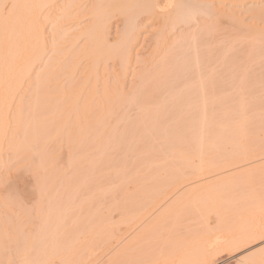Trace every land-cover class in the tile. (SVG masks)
I'll use <instances>...</instances> for the list:
<instances>
[{"label": "rangeland", "instance_id": "obj_1", "mask_svg": "<svg viewBox=\"0 0 264 264\" xmlns=\"http://www.w3.org/2000/svg\"><path fill=\"white\" fill-rule=\"evenodd\" d=\"M192 2L196 3L194 0ZM89 3L91 1L85 2L82 6L84 9L86 8L84 14L76 11L70 18H66L64 23L60 24L64 30H69L68 41L60 48L62 53L57 55V59L52 60L50 69H39L42 64L38 66V69L36 66L34 75L31 77L32 80L30 79V82L34 84L37 83L34 77L38 72L48 75V81L46 79L47 82L45 81L44 86L42 84L39 89L42 93L45 91L47 93H45L46 99L43 100L46 107H42V110L41 107H36L38 110L34 107L38 113L33 111L34 116L31 115L30 110L33 107L29 108V105L35 88L28 83L29 81L23 83L22 91L16 95L17 102L14 99L15 106L13 108L21 105L25 111L29 109L30 115L27 117L25 114L27 111H24V118L25 116L26 118L29 116L37 118L34 119L35 121H28L27 119L23 120L22 116L20 118L22 121L17 124L19 119L15 122L13 117L9 116L11 121L6 129V131L8 130L6 138L9 141L5 138L8 142L5 143L6 140H4L5 144H2L4 146L0 151V264H23L28 247H30L29 252L32 253L30 255H33L31 264L33 260V264H109L111 259L114 260L113 257L119 253L122 254L121 257L119 255L120 259L117 258L116 263L115 260L112 261L113 264H145V256L148 257V254L154 253L153 248L156 250L155 245L160 243L158 242L160 239L162 240L164 229L170 225L171 228L168 229L173 230L174 225L168 222L170 217L166 220L167 226L164 224L165 228L162 225L163 228L159 227L156 232L154 230L150 238L149 235L147 236L148 240L146 237V239L144 238L146 241L139 242V234L145 230V227L150 226L160 215L162 216L178 195L182 196L199 188H208L210 192L217 193L216 189L220 187H222L219 189L220 193L218 191L220 196H223V191L231 188L225 192L227 194L224 193L227 196V198L223 196V199H226L223 201L226 204L222 203L224 206L221 204L222 197L216 196L221 200V202L218 201L220 202L219 211L225 213L227 209L229 215L225 214L226 217L228 216L227 218L224 215V222L218 215L219 211L216 210L215 215V211L212 212L211 214L214 216L209 214L214 219L208 222V226L215 227L212 229H214L216 237L213 239L212 233L208 235L213 241L217 237L221 239V241L218 240L219 243L217 242L219 249L216 248L217 251H215V248L211 249L215 247V241L212 242L207 235V237H202V239H207V243L208 241L213 243L211 248H209L211 242L206 243V247H208L206 250L211 249L209 254L212 250L214 252V259L211 263L242 264L244 262L239 263L242 259H237L238 256H243V259L251 256L255 247L256 251L260 249V252H264V0L258 1L257 5L255 4L257 7L255 5V7H251V3H246L247 5L240 4L241 7L239 5L234 9L229 5L218 6L216 4L213 7V12L203 9L194 11L192 18L188 20L191 22L190 24L187 21L186 23L181 22L179 25V22L171 29V33L170 30L168 31L169 36L166 37L165 47L163 46L164 48L162 47L160 50L162 53L159 50L158 54L155 50L152 51L154 48L152 44L150 46L146 43L143 45V42L140 43V41L137 42V46L132 52L133 58L131 57L132 62L128 66L130 68L128 73L122 74L121 72L124 77L119 76L118 67L113 66V62H107L106 66L103 64L101 66L102 74L96 85L97 93L102 95L103 83L113 82L116 76L118 79L122 77L119 82H123L120 83L124 87L125 100L121 98V100H117L120 104L115 100L110 105L106 101L101 103L102 100H105L104 96L97 95L98 98L97 96L90 98L94 99L92 100L94 107L91 103H89L91 107L87 104V107H72L76 100L75 96L80 99L79 105L80 103L83 105L90 95V85L84 81L85 74H83V69L87 65L86 61L82 60L80 66L75 70H72V65L66 64L69 56L76 51L77 47L80 49L85 43L84 38L76 41L75 35L80 31H85L92 24L87 16L90 13L88 11L90 8H87ZM8 5L10 2L5 5L6 10L9 8ZM58 5L60 6L61 2ZM249 7L253 9V12L249 11ZM254 8L262 12L259 13V16L262 15V20L261 17H258L260 19L258 21L255 18L254 21L251 20ZM45 10L49 11V9ZM54 11H52L53 16L59 14ZM45 22V35L48 40H51L53 33H51L49 22L48 24ZM147 23L145 22V30L140 28L143 31L140 33L144 35V38L149 39L150 35L158 28ZM121 29L122 25L112 26L111 35H109L111 42H116L121 34ZM178 46L180 50L175 48ZM49 49L51 50V48ZM165 49H168V52ZM181 51L183 53L179 54ZM48 54L50 59L53 55ZM177 56H179V63L175 62L174 57ZM159 59L161 60L159 61ZM162 60L167 61L163 62ZM144 61L147 62L143 63ZM172 61H174V65ZM161 62H163L162 65ZM167 62L172 64L169 67L170 70L167 67L169 66ZM151 63H158L157 66L160 63L161 66L164 65L162 70L164 68L165 70L164 72L153 71L152 78L151 76L144 78L146 80L144 82L141 75L145 71H150L153 66ZM180 63L182 64L180 65ZM181 66L182 69L184 67L185 69L182 70ZM149 67L150 69H147ZM186 67H188L187 70ZM167 68L170 72L167 71ZM166 71L169 77L168 74L166 75ZM160 74L161 76L163 74L164 77H161ZM53 75L56 76L55 78L60 77L57 80L59 82L61 79V81L54 82L56 79L54 80ZM69 81L76 89L69 85L70 83L67 84ZM60 83H64L61 85L62 87L66 86V90L69 89L67 85L71 86L70 89L73 90L71 96L74 97L68 103L59 100L62 96L58 94L61 90H57V84L60 85ZM146 84H148L149 91H147ZM59 85L58 87L61 89V85ZM142 85L146 88L148 97L145 96L146 93L139 94L141 92L139 88H143L142 90L145 92ZM137 89L140 91L137 92ZM126 92L131 96H128ZM134 92H137L138 95ZM45 94L41 96L44 98ZM99 97L102 99L101 101ZM129 97L130 99L135 97V101L133 98L131 101ZM145 97L150 103L145 100ZM138 98L141 99L140 101L143 99L144 101L141 103ZM113 104L117 105L113 107ZM205 104L207 107L204 106ZM201 109L207 110L206 120L202 119ZM86 110L87 113H85ZM190 117L191 120L193 119L192 124L189 123ZM184 119L183 124L187 126L189 123L190 127H183ZM99 121L101 126L97 125ZM202 123L208 125L206 130L211 135H208V139L211 138L206 141L207 146L205 142L203 143L206 148L201 143L204 140L199 138L202 137L200 132L202 133L204 129H201L202 131L197 129L198 127L202 128ZM96 125L99 127L95 130ZM42 126H47L51 135L48 133L49 137H45L46 142L44 141L45 144L43 142L40 148L35 142L39 149L35 148L37 150L34 151L35 144L33 145L32 142L33 147L30 149L28 141L31 142V140L28 139L35 136L33 127H36L34 130L38 134L40 132L38 127ZM93 127L95 128L92 129ZM182 128L184 129L181 130ZM90 130H95L97 134ZM90 132L93 134L91 135ZM169 132L171 134H168ZM7 133H9L8 137ZM172 133L181 136L180 140L173 143L172 139L177 140V136L174 137ZM170 135L172 136L170 137ZM22 139L25 140L23 145L21 144ZM18 142L21 149L16 151L13 145ZM202 148L206 150L203 152ZM195 149L199 154L194 152ZM245 175L246 177H244ZM227 180L230 182L228 183L229 188L226 185ZM208 184L210 185L207 186ZM15 185L20 191H17ZM176 186L179 188L176 195L179 194L174 195L170 200L167 199L168 201L165 200L156 210L151 211L157 202ZM216 197H212L215 202L218 200L215 199ZM232 197L234 200L231 199ZM214 200H211V203L215 206ZM227 200L228 202H226ZM230 200L231 206L229 205ZM227 204L229 207H226ZM243 206L246 207L243 208ZM191 207L188 210L191 211ZM203 207L201 206V208ZM214 208L216 209V207ZM214 208L213 210H215ZM237 208H240L239 211L242 212H239ZM185 209L180 213H174L175 219L172 216L174 221H172L173 219L171 221L174 224L176 221L178 224L175 227L177 225L179 227L178 229L176 227L175 231L179 230V233L181 231L185 234L184 230L186 233L196 229L202 230L201 222L200 224L198 222L199 227L196 224L197 228L192 225L194 221H192L193 218H190L192 215ZM204 209L206 211L202 210L205 211L203 213L206 217L202 216L204 214L201 209L199 211L196 208L201 212L199 215L201 214L202 217L198 213L196 214L195 210L194 213L210 221V216L206 214L209 212L208 208L205 206ZM196 215H194V222L204 221L198 216L196 219ZM217 215L221 220L219 217L216 219ZM144 216L147 218L139 226L137 221ZM180 217L181 221H179ZM220 221L224 223L217 225L216 222ZM43 226H45V231ZM216 226H219L220 230L216 229ZM182 227L184 230H181ZM171 230L165 229L166 234L168 232L172 235ZM159 231L162 234H159ZM234 234L238 236L236 237ZM225 235L231 239H227ZM247 235L250 239L247 240L248 242L244 241L246 244H237L240 248L231 246L234 250L239 248V251L233 249H227V251L226 247H223L224 250L221 247L226 243L227 246L231 240L242 242V238L247 239L245 237ZM199 236L200 233L195 237L197 242ZM135 237L138 241L134 240ZM133 240L134 243H138L133 244L136 246L131 248ZM30 244L33 245L32 249ZM127 249H131V251L129 250L127 253ZM92 250L94 255L90 256V252L93 253ZM122 252H126V256ZM151 256L155 257L156 255L151 254L149 257Z\"/></svg>", "mask_w": 264, "mask_h": 264}, {"label": "bare ground", "instance_id": "obj_2", "mask_svg": "<svg viewBox=\"0 0 264 264\" xmlns=\"http://www.w3.org/2000/svg\"><path fill=\"white\" fill-rule=\"evenodd\" d=\"M88 1L89 2L91 1V3H89V6L87 7V8H90V10L87 9L90 12L89 13L87 11L89 13V15L87 14V16H88V18H90L92 24H91V26L88 29H85V31H80L81 33L79 32V34L75 35L76 36V41L78 39L84 38V42L85 43L82 45V47L80 49H78V47H77V49H76V51L74 53H72V54L71 53H68V54H71V55L69 56V59L66 62V64L72 65V68H73L72 70H75L78 66H80L79 64H80V62L82 60H85L86 61L87 65L83 69V71H84L83 74H85V77H84L85 80L84 81L87 82V85L88 84L90 85L89 86L90 87V95H89L87 101H84L83 102V105L80 103V105H82V106L79 105V100H80L79 97L76 98V96H75V99L76 100L74 101L72 107H87L89 105V103H91V105H92L93 102H94L92 100H94V99H90V98H92L93 96H97V95L100 96L101 95V94L97 93L98 90L96 91V89H97V86L96 85H97V82L100 80L99 78H100V76L102 74V72H101V66H102V64L105 65V63H107V62H113V64H114L113 66H115L116 68L118 67V70L116 68H115V70H117V71L120 72L119 76L124 77V75H121V72H122V74H127L128 73V69H130L128 66L132 62L131 61L132 52L134 50V47L137 46L136 45L137 42H139V41H140V43L143 42L142 43L143 45H144V43H146L147 45H150V44L154 45V48L152 47L153 48L152 51L155 50L156 51V54H158L159 53L158 50L160 51L162 49V47L165 45V42L167 40L166 37L169 36L168 35L169 34L168 31L170 30L169 32L171 33V29L176 24L178 25L179 22H180L179 25L181 24V22H185L186 23L189 19L192 18V15H193L192 13H194V11H197L198 9L199 10L200 9H203L204 11H207V10L209 11L210 10V11L213 12V9H214L213 7L216 4L218 6H221V5H223V6L224 5H229V6H231V7H233L235 9L240 4L243 6L246 3L247 4L248 3H251L250 6L253 7L255 4L257 5L258 1L260 2L262 0H194V1H196V3L195 2H192L193 0H85V1L84 0H0V151H2L1 150L2 149V146H4L2 144H5V143H7L9 141L6 138V132H8V130L6 131V129H8L7 126L9 124V122L11 121L10 120L11 116L13 117V120L16 122L18 119L20 120V118H22V116L25 115V114L28 117V115H30V111H31V115L34 116V114H33L34 112L33 111H35V113H38L36 111V110H38L36 107H41V110L43 109L42 107H46L44 105V101L43 100L46 99V94L47 93H46V91H45L46 94L45 93H42V91H39V89L41 88V85L43 83H46L48 81V79H47V76L48 75L46 76V74H43L41 72L40 73L38 72L35 75V77H34V79L37 81V83L36 82L34 83L35 85L32 84V82H30V79H31V77H33L32 75H34L33 74L34 70L38 69V66L39 65H41V64L43 65V67H42V65H41V67L39 66V69L42 68L43 70L48 69V68L50 69V67H52L51 66L52 60L57 59L56 58L57 55H59L60 53H62L61 52L62 49H60L61 46H63L64 43L66 41H68L67 37H68V31L69 30L68 31L64 30L63 27L60 26V24H62L63 21L65 22L66 21L65 20L66 18L68 19V18H70V16H72V14H75L76 11L82 12L84 14L86 12L85 11L86 8L84 9L82 6L85 4V2L87 3ZM8 2H10V5H8L9 8H8V6H6L8 8V10H6L5 5H7ZM59 2H61V5L60 6L58 5ZM227 3H229V4H227ZM241 5H240V7H241ZM251 7H249L250 8L249 11L253 12V9ZM45 9H49V11L47 10L48 11L47 12ZM51 10L52 11L56 10L54 12L59 13V14H56L55 16H53V12ZM257 10L258 9H255L254 10V13L251 14V15L254 14L253 15V19L251 17V20H253V21H254V18L257 21H258V19L260 17H261L260 18L261 20L263 19L262 18V15L259 16L262 12L259 11V10H258L259 11L258 12ZM44 12H45V14H44ZM219 13H223V12H219ZM223 14H225V13H223ZM120 17H122L124 19L121 20ZM256 17H257V19H256ZM115 18H116V20H115ZM45 21L47 22V24L49 22V26L51 28V33H53V36H52V39L51 40H48L46 38V35H45V29H44L45 28V26H44L45 25L44 24ZM191 21H193V20H191ZM145 22H146V24H148L147 22H149L150 24H153V26H155L156 28H158L157 31L155 30L154 33L151 32L152 34L150 35V38L149 39L148 38H144L143 37L144 35H141V33H140L142 31L141 29H144V27L146 29ZM190 23L191 22H189V24ZM114 25H117V26L122 25V29H121L122 31L120 32L121 34H120V36H118V39L116 40V42H111V40H109V35H111L110 34V30H111L112 26H114ZM182 25H184V24H182ZM174 30H172V31H174ZM146 44H145V46H146ZM182 44H184V43H182ZM152 45H150V46H152ZM179 45H181V44H179ZM49 48H51V50ZM175 48H178L179 49V46L178 47H175ZM48 49L50 50L49 51V54L47 53L48 52ZM74 49H75V46H74ZM178 49H176V50H178ZM167 50L165 49V51H167ZM169 50H170V48H169ZM181 53H183V52L181 51L179 54H181ZM47 54L48 55L51 54V56L52 55L53 56L49 59L48 56H47ZM151 54H152V52H151ZM185 54H186V52H185ZM197 55H198V53H197ZM152 57H153V54H152ZM159 57H161V56H159ZM177 57H178V59H177ZM177 57H174L176 59V61H175V59H174V61L177 62V63H179V61H178L179 60V56H177ZM181 57H183V56H181ZM199 57H201V56H199ZM46 58H48V60H46ZM167 59H169V58H167ZM200 59H202V57ZM160 60L161 59H159V61ZM170 60H173V59H170ZM206 60L207 59L205 57V61ZM165 61H167V60H164L163 62H165ZM174 61H172L173 62L172 63L173 65H174ZM196 61H197V59H196ZM146 62L144 61L143 63H146ZM163 62H161V65L163 64ZM168 62H170V61H168ZM168 62H167V64L169 66H167V67L169 68L172 64L170 65ZM182 63H185V62H182ZM182 63H180V65ZM197 64L199 65V62L198 61H197ZM157 65H158V63L157 64H154V63L152 64L151 63V66H152L151 69L152 70L149 67L147 69H150V71H148V72L145 71V72H143V74L141 73L142 74L141 77H143L142 80L144 82L146 81V80H144V78H147V77L151 76L152 73H153V71L157 72V70H161L162 72H164L165 68H164V70H162V67L164 65L161 66L160 63H159V66H157ZM36 66H37V68L35 69ZM182 66H184V65H182ZM182 66H181V69H182ZM168 68H167V71H168ZM174 68L176 69L175 66H174ZM85 69H87V70H85ZM183 69H185V67ZM187 69H188V67H186V70ZM142 70H144V69H142ZM145 70H146V68H145ZM169 70H170V68H169ZM174 70H172V71L174 72ZM196 71H197V68H196ZM162 72H160V73H162ZM168 72H170V71H168ZM168 72L166 73V75L168 74ZM163 74H162V76L160 74V76L161 77H164ZM172 74H174V73H172ZM44 76H46V77H44ZM57 76H59V75H57ZM114 76H113V78H114ZM167 76L169 77V74ZM55 77L56 76H54V80L55 79L56 80L54 82L57 83L58 82L57 78L59 79L60 77H57V78H55ZM117 77L118 76H116V78H114V81L113 82L111 81L112 84H111L110 81H108V79H107L108 82L103 83V87H102L103 89L102 88L101 89L103 90L102 95L104 96L103 99H105V100H102L99 97L100 101L102 100L101 103H103V101L104 102L106 101V103H108V104L110 103V105H112V103L115 100H116L117 103H119L117 100H119V99L121 100V98H123L125 100L124 97H126V95L124 93V89H123L124 87H123V84L121 85V83H123V82H121V81H120L121 83L119 82V79L122 80L121 79L122 77H120L119 79ZM161 77H159V78H161ZM151 78H152V76H151ZM46 79H47V81H46ZM138 80H139V78H138ZM25 81H26V83H27V81H29L28 83L29 84H32L31 86H33L35 88V93L33 92V96L34 97L33 96L31 97L32 98L31 104L32 103L33 104H32V106H30L31 104L29 105V108L33 107V109H31L30 111H28L29 110L28 109V110H26L27 112L24 110V108L21 105L20 106L17 105L18 107H14L13 108V106H15L14 99L15 100L18 99L16 95L18 94V92L22 91L21 88H22V86H24L23 83ZM60 81H61V79H60ZM70 81L67 82V84L70 83L69 85H72L73 83L71 84ZM102 82H103V80H102ZM61 84H64V83H60V85ZM58 85L59 84H57V90H61L58 94H60V96H62L61 99H59V100L65 102V103H68L74 97V96L73 97L71 96L73 94V92H71V91H73L72 88L70 89L71 86H68L67 85V87H69V89L66 90L65 89L66 86L65 87H62V85H61V89H60L58 87ZM146 85H147V88H148V84H146ZM43 86H44V84H43ZM72 87L75 88V86H73V85H72ZM138 87H141V86H138ZM139 89H141V92L139 94H145L146 93V88L144 89L145 92L142 90L143 88H139ZM139 89H137L138 90L137 92L140 91ZM36 90L39 91V92H37ZM80 90H81V88H80ZM133 90H134V88H133ZM33 91H34V89H33ZM147 91H149V88H148ZM81 92H80V94H81ZM137 92H134V93L137 94ZM44 94H45V96L43 98L41 95H44ZM78 94H79V92H78ZM147 94L148 93H146L145 96ZM127 95H128V93H127ZM77 96H80V95H77ZM98 96H97V98H98ZM128 96H131V95L129 94ZM139 97H141V96H139ZM147 97H148V95H147ZM132 98L134 99L135 97H132ZM129 99H130V97H129ZM141 99H142V97H141ZM141 99L138 98V101H140ZM147 99L145 97V100H147ZM126 100H128V99L126 98ZM136 100H137V98H136ZM131 101H133V100H131ZM134 101H135V99H134ZM142 101H144V99ZM142 101H140V102L142 103ZM148 101L149 100H147V102ZM16 102H17V100H16ZM98 103H99V100H98ZM101 103H99V104L101 105ZM148 103H150V102H148ZM86 104H87V106H86ZM42 105H44V106H42ZM91 105H89V106L91 107ZM113 105H114L113 107H115L117 104L116 105L113 104ZM56 106L58 107V105H56ZM204 106H206V104ZM34 107H35L36 110H34ZM204 110H205V112H204ZM204 110H202V112H201V113H203L202 114L203 117L201 116V114H200V116L202 117L203 120H206V115H207L206 111L207 110L206 109H204ZM83 111H85V110L83 109ZM28 112H29V114H27ZM191 112H192V110H191ZM85 113H87V110H86ZM88 114H89V112H88ZM197 115H196V117H197ZM9 116H10V118H9ZM35 116H38V115L35 114ZM191 117H190V122H189L190 124H192L191 121L193 120V119L191 120ZM36 118L37 117H32L31 118V116H29V118H26V116H25V118H24V116H23V120L27 119L28 121H31V120L35 121L34 119H36ZM181 119L183 120V118H181ZM19 120L16 122L17 124H19L22 121V120H20V121ZM194 120H196V119H194ZM184 122H185V119L182 122L183 127L186 126V125L183 124ZM202 122H204V121H202ZM99 123H100V121L97 123V125H100ZM187 123H188V121H187ZM188 124H187L186 127H190V124L189 125ZM202 124H203L202 125V128L201 127H198L197 128V129H200V130L201 129H204L203 130L204 132L201 130L202 133L200 132V135L202 137H199V138H202L201 140H204V141H202L201 143L203 144L205 142V145L207 146V144H206L207 142L206 141H209V139L211 137L208 139V137H209L208 135H210L209 132H207L208 130H206V128H208V125L206 123H202ZM97 125L95 126L97 128L93 127L92 129H94V128H95V130L98 129L99 126H97ZM194 125H195V123H194ZM35 128L33 127V131L37 132L36 130H34ZM38 129H40V132L38 134L35 133V132L33 133L35 136L37 134V136L36 137L33 136L34 138L31 137L33 140L31 138L28 139V140H31V142L27 140L29 142L28 146H29L30 149H31V147H33V145L35 144V142H36V144L38 143V147L40 148L43 145V142L45 141V137L46 138L49 137L48 135L50 134V131H49V128L47 126H42L40 128L38 127ZM183 129L184 128H182L181 130H183ZM95 130H90V131L93 132V133H96ZM173 130H171V131H173ZM91 132H90V134H91ZM188 133H186V134H188ZM7 134H8L7 135V137H8L9 136V133H7ZM168 134H171V133L169 132ZM172 135H173V133H172ZM172 135H170V137ZM213 135H215V134H213ZM213 135H212V137H213ZM173 136L174 137L177 136L176 137L177 140H175V138H174V140L172 139L173 143H174V141H179L180 140V137L181 136H178V134L177 135L175 134ZM35 138H36V140H35ZM4 140H6L5 143H4ZM24 141L25 140L22 139L21 140L22 143L21 142L20 143L23 145V144H25ZM168 141L170 142V139ZM32 142H33V145H32ZM45 142H44V144H45ZM18 144H19V142L16 143L15 145H13L14 148H16V151H18L19 149H21V147L19 148L20 144L19 145ZM36 144L34 146V151H36L37 149H39V148L36 147L37 146ZM176 144H178V143H176ZM205 145L203 144L204 147H205ZM35 148H37V149H35ZM205 148L204 149L202 148L203 149V152H204V150H206ZM14 151H15V149H14ZM194 152H196V153L199 154V152H197V150L194 151ZM244 177H246V175ZM228 183H230V182L228 181L227 184L225 183L227 185V188H229ZM225 184H220V185L221 186L222 185L223 186H226ZM209 185L210 184H208L207 186H209ZM17 188L18 187L16 186V189ZM220 188H222V187H220ZM220 188H217L216 189L217 193H214L212 191L210 192V190L208 188H201V189L199 188L198 190L195 189L192 192H189V193L187 192V194L182 195V196H179L178 195L179 193L177 194L178 197L176 198V200L175 199H173L174 201L172 200L173 203L171 204L170 208L169 209L166 208L167 210L164 211V214H162V216L160 215V217L157 218V220L154 221L152 224H150V226L145 227V230H143V232H141L142 234L141 233L139 234L140 235V238H139V236H137L139 238V242H141L142 240H144V238L146 239V237L148 235H149L148 237L150 238L151 235H153V231L154 230H155V232L158 231L157 229L159 227H162L163 228L164 224L167 226L168 223H166L167 222L166 220H168L171 217L170 220H168V222L169 223H173V225H174V227H173L174 229L173 230L174 231L171 230V229H168V228H171L170 225H169V227L167 226V228H165L166 226H164V228L167 229V230H171V232L173 234L170 235L167 232V234H168L167 235L165 229L163 231V234L160 233V231L162 232V229L158 232L159 234H162L163 235V238H162V240L160 239L158 241V242H160L159 244L155 245V248L157 250V253H156V250L154 248H153L154 253H151V254H153V256H155V255L156 256L155 257H152V256L149 257L151 254H148L149 255L148 257L145 256V258H144L145 264H147V263H149V264H213L211 262H212V259H214L213 258L214 252L212 250L210 252L211 254H209V251L211 249H214V248L215 249L216 248L219 249L218 248V243H219V241H221V239H219V237H217V239L214 240L215 242L213 240H211V238H210L211 236H209L208 234L212 233L213 234V237L212 238L214 239V237H216L214 235V229H215V227L212 226V228L214 227V229H212L210 226H208V222H211V220L214 219V218L211 217L213 215L211 213L215 211L214 212V215H215L216 210L219 211V208L218 207H220L219 203L221 202V200H220V198H217V197L218 196L219 197H222L221 198L222 199L221 204L224 203L223 201L226 200V199H223V196H224V198H227V196H225V194H227V193H225V192H227V191H229L231 189V188H229V190H227L225 192L223 191L222 192L223 196H220L219 195V193H220L219 189ZM178 189L179 188L176 186L169 193H166L165 196L163 197V199L162 200L160 199L159 202H157V204L153 207V209H151V211H153L154 209L156 210V208L159 207V205L162 204L165 200H167V199L170 200L171 197L173 198L174 195H176V191ZM17 191H20V190L17 189ZM218 191H219V193H218ZM21 194H22V192H21ZM211 195H213L212 197H216L217 196L215 199H218V200H216L217 202L220 200V202H218V204H217V202H215L214 198H212ZM231 199H233V197ZM211 200L212 201L214 200V203H216L215 206L212 205L213 203H211L212 202ZM233 200H232V202H233ZM241 200H242V198H241ZM226 202H228V200ZM235 203H232V204H235ZM244 203H245V201H244ZM196 204H197V206L198 205L200 206L199 208L201 210L203 209V210L206 211V209H204L205 206H206V208H208L207 210L209 212H207L206 214H208V215L210 214L211 215V216L209 215L210 218H211V219L209 218L210 221L208 219L206 220L204 218H201L202 216L203 217H206V215L203 213L205 211L202 210V213L205 216L204 215L201 216V214L199 215V213H201L199 211H201V210L196 206ZM224 204H226V203H224ZM224 204H222V205L224 206ZM191 205H192V207H191ZM229 205L231 206V200H230V204ZM236 205H237V203H236ZM187 206H189V207H187ZM194 206H196V207H194ZM201 206L202 207L204 206V207L201 208ZM241 206H239V207H241ZM186 207L188 209H190V207H191V211L188 210V209L186 210L185 209ZM214 207H216V209ZM226 207H229L228 204H227ZM234 207H236V206H234ZM244 207H246V206H243V208ZM196 208L199 211L196 210ZM213 208L215 210H213ZM183 209H185V211H187L188 213H190V215H192V217H190L191 219L193 218L192 221L193 220L195 221L194 215H196L197 213L201 217H199L198 215H196L195 216L196 219H197V216L199 217V219H204L203 222L197 220L196 222L193 221V224H192V225H194L196 227L198 225V222H199V224L201 222V225L200 226H203V229L202 230H200V229L197 230L196 229L195 231L192 230V231H188L186 233V230H184V227H182L183 229H181V230H184L185 231V234H183L181 231L179 233V230H178V232L175 231V228L178 226L177 225L175 227V225L178 224V223H176V221H175V224H174V222H172L175 219L174 218L175 215H173V214L174 213L176 214L178 212L180 213V211L183 210ZM192 209H193V211H192ZM223 209H224V207H223ZM237 209L239 211L240 208H237ZM194 210L196 211L195 212L196 214L194 213ZM211 210H213V211H211ZM246 210L249 211V209H246ZM191 212H193V213H191ZM223 212L224 211H219V214H218L219 216L222 217V221H224L223 219L226 217L225 214H227V209L225 210V213H223ZM239 212H242V211H239ZM150 213H153V212H150ZM222 213H223V216H222ZM233 213H235V212L233 211ZM184 214L186 215V213H184ZM218 215L216 216V219L219 217ZM224 215H225V217H224ZM227 215H229V213ZM231 215H230V217H231ZM147 216H144L142 218L139 217L140 219H138L139 221H137V224H139V226L142 225L145 222L144 220H146ZM172 216H173L174 219L172 218ZM181 216L183 217V215H181ZM46 217H48V216L46 215ZM207 218H208V216H207ZM171 219H173V220L171 221ZM219 220H221L220 217H219ZM227 220H230V219H227ZM179 221H181V217H180ZM215 221H217V220H215ZM222 221L216 222V224L219 225V224H223L225 222L224 221L222 223ZM45 226H46V224H45ZM45 226H43L44 227V231H45ZM198 227H199V225H198ZM218 227L219 226H216V229L220 230ZM231 227H234V226H231ZM178 228L179 227H177V229ZM200 228H202V227H200ZM47 229H46V231H47ZM223 229L226 230L225 228H223ZM232 229H235V228H232ZM237 231H239V230H237ZM247 232H249V231H247ZM247 232H245V233H247ZM199 233H200V236L199 237H201V238L198 237V239H197L198 242H197L195 240V237H196V235H199ZM247 234H249V233H247ZM206 235L209 236V239L212 242H214V244H215L214 246L215 247L211 248L213 246L212 245L213 243L211 241H208V243H207V241H206L207 239L206 240L204 238L202 239V237H204ZM234 235L236 237L238 236L236 234H234ZM239 235H241V234H239ZM249 235H251V234H249ZM249 235L245 236V237H247V239L246 238L244 239V238L241 237L243 239L242 242H240L239 240L236 241V242L231 240L228 243L227 246H226V244H227L226 243L224 246H221V247L222 248L223 247H226V249L223 248V250L224 249L225 250H227V249L230 250V249H233L234 247H236V248L239 247L240 248V246L237 245V244H239V243H241L242 245L246 244V242L244 243V241H247V240L250 239V237H248ZM225 236H227V235H225ZM148 237H147L146 240L149 239ZM159 237H160V235H159ZM226 238L228 239L230 237L227 236ZM239 238H240V236H239ZM199 239H200V241H199ZM134 240L135 241H138V239L136 240V237L134 238ZM134 240L132 242L131 248H133V247L136 246V245L133 246V244L136 243V242L134 243ZM146 240H144V241H146ZM0 242H1V240H0ZM204 242H205V244H204ZM206 243L207 244L210 243L209 248H211V249H208L209 251L206 250V248H208V247H206V245H207ZM247 244H250V243H247ZM204 245H205V247H204ZM233 245H235V246H233ZM228 246H229V248H228ZM245 246H248V245H245ZM32 247H33V245H31V249H32ZM90 247H92V246H90ZM236 248H235V250H236ZM239 248L236 251H239L240 250ZM29 249H30V247H28V249H26L28 251L27 254L26 255L24 254L25 256L23 255L24 256V259H25V260H23V264H31V261L33 259V255H30L32 253L29 252L30 251ZM217 249L215 251H217ZM253 249L252 250L254 252H251V256H249V257H246V258L243 259L242 258L243 256L242 257L240 256L241 258L238 256L239 258L237 257V259H240V260L242 259L241 262H239V261L238 262L239 263L244 262L242 264H263L264 263V252H260V249L257 248V249H259V250H257V251H259L257 253L256 247L253 248ZM127 250H126L127 253L129 252V250L131 251V249H129L128 251ZM92 252L93 253L90 252V256L91 255L92 256L94 255V251L93 250H92ZM126 252H124V253L122 252L124 254V256H126L125 255ZM48 255H50V254L48 253ZM88 255H89V253H88ZM119 255L121 257L122 254H120V253L119 254H116L117 257L116 256L113 257V259L115 261L111 259V263H109V264H113L114 262L116 263V259L117 258L120 259ZM110 258H112V257H110ZM112 261H114V262H112ZM33 262H34V260H33ZM33 262H32V264H33Z\"/></svg>", "mask_w": 264, "mask_h": 264}]
</instances>
